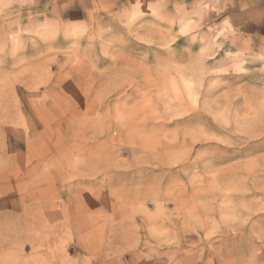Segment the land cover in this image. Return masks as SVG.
Returning <instances> with one entry per match:
<instances>
[{"label":"rangeland","instance_id":"374dc122","mask_svg":"<svg viewBox=\"0 0 264 264\" xmlns=\"http://www.w3.org/2000/svg\"><path fill=\"white\" fill-rule=\"evenodd\" d=\"M0 264H264V0H0Z\"/></svg>","mask_w":264,"mask_h":264}]
</instances>
